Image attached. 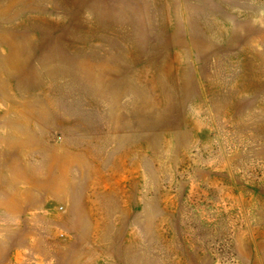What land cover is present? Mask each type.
Instances as JSON below:
<instances>
[{
    "label": "rangeland",
    "instance_id": "obj_1",
    "mask_svg": "<svg viewBox=\"0 0 264 264\" xmlns=\"http://www.w3.org/2000/svg\"><path fill=\"white\" fill-rule=\"evenodd\" d=\"M0 264H264V0H0Z\"/></svg>",
    "mask_w": 264,
    "mask_h": 264
},
{
    "label": "crops",
    "instance_id": "obj_2",
    "mask_svg": "<svg viewBox=\"0 0 264 264\" xmlns=\"http://www.w3.org/2000/svg\"><path fill=\"white\" fill-rule=\"evenodd\" d=\"M15 176L12 175V178L14 180V182L16 181V187H15V190L17 192H20L21 191H24L26 195L23 196V199H26L28 198L27 200H24L22 203L21 202H18L22 199V197H20V193L18 194V196L16 197V200L15 198L11 199L9 201V203L14 206V207H28V206H35V207H41V206H46L48 204V200L46 201H43V199L45 200L46 198H42V196H35L33 195L34 191H39L42 187L40 185V183L38 181H32V180H28V181H25L24 184L26 183V187L23 188V190H21V188L19 187L21 181H20V178H19V175L14 174ZM13 182V181H12ZM61 184V183H60ZM64 186L63 189L68 191V195L67 197H64V202L62 203V205L64 206V208H68V207H71L73 208L74 204H76V202L79 201L80 199V186L77 182H73L70 181V180H65L63 181L62 183ZM58 187V186H57ZM61 188V186H60ZM44 189V188H43ZM80 189V190H79ZM82 197V196H81ZM66 198V199H65Z\"/></svg>",
    "mask_w": 264,
    "mask_h": 264
}]
</instances>
